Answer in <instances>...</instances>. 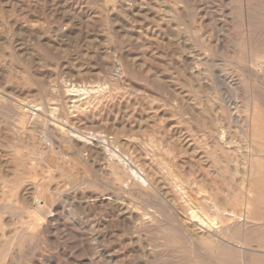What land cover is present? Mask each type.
<instances>
[{"label": "rangeland", "instance_id": "374dc122", "mask_svg": "<svg viewBox=\"0 0 264 264\" xmlns=\"http://www.w3.org/2000/svg\"><path fill=\"white\" fill-rule=\"evenodd\" d=\"M262 6L0 0V264H235L220 255L229 251L223 243L249 239L264 248L259 208L249 216L253 230L222 234L226 242L207 238L204 228L185 232L192 222L178 213L186 204L201 216L205 203L212 219L237 208L247 217L252 165L264 154L251 148L248 125L231 123L221 96L242 122H251L255 100L264 102ZM224 77L236 92L219 84ZM60 127L90 140L62 135ZM136 167L149 170V189L131 185Z\"/></svg>", "mask_w": 264, "mask_h": 264}, {"label": "bare ground", "instance_id": "6f19581e", "mask_svg": "<svg viewBox=\"0 0 264 264\" xmlns=\"http://www.w3.org/2000/svg\"><path fill=\"white\" fill-rule=\"evenodd\" d=\"M247 1V0H246ZM249 1H252V0H249ZM256 1H258V0H256ZM238 2V1H237ZM255 2V1H254ZM241 3V2H240ZM251 3V2H250ZM249 5V4H248ZM251 5V4H250ZM241 6V5H240ZM253 6V5H252ZM262 7H264V6H262ZM249 8V7H248ZM251 9H253L252 7H251ZM255 9V8H254ZM256 10V9H255ZM261 10V9H260ZM264 10V9H263ZM251 10H249V12H250ZM253 12V11H252ZM254 13V12H253ZM252 14V13H251ZM257 15V14H256ZM261 15H263V13H261ZM253 16V15H252ZM251 16V17H252ZM258 32V31H257ZM187 60V59H186ZM258 64V63H257ZM264 64V63H263ZM258 67H259V65H258ZM199 69V68H198ZM200 70H201V68H200ZM198 72V71H197ZM200 72V71H199ZM199 72H198V74H199ZM202 73V72H201ZM201 75H203V74H201ZM230 79V78H229ZM234 81V80H233ZM220 82V83H219ZM219 84H221V85H225V86H227L228 88H231L232 90L235 88V92H236V85H233V82H229L228 81V78H226V77H224L223 78V81L222 80H219ZM205 84V83H204ZM206 85V84H205ZM233 85V86H232ZM71 88V87H70ZM83 87H81V86H78V85H74V87L72 88L73 90H75V91H77V92H80V93H82V92H88V90H86L87 88H84V89H82ZM230 89V90H231ZM90 90V89H89ZM234 92V93H235ZM88 95V94H87ZM221 96V95H220ZM236 96V95H235ZM79 97V96H78ZM216 97V96H215ZM221 97H223L222 99L224 100V102L226 103L225 105H226V111L228 112V114H230V119H231V123L232 124H235V125H237V127H238V129L239 130H241V127H240V125L241 124H244V125H248V127H249V134H248V136L251 138V140H252V143H253V146L251 147L252 149H254V150H256L257 152H261L262 154H264V102L263 101H258V100H255V102H254V112H252L253 114V117H252V120H251V122H247V121H245V122H242L240 119H238V117L236 118L235 116H233V114H231V112L233 113L234 111H231V109H232V104L230 103V101H228V99L224 96V95H222ZM68 98V97H67ZM75 98V97H74ZM237 98V97H236ZM69 99H73V98H71V97H69ZM76 101V100H75ZM1 103V102H0ZM234 104V103H233ZM224 105V104H223ZM235 106V105H234ZM38 107V106H37ZM73 107V106H72ZM220 107V106H219ZM234 108H236V106L234 107ZM238 108V107H237ZM4 109V108H3ZM56 110H57V108H55ZM235 110V109H234ZM6 111V110H5ZM38 111V110H37ZM41 113H42V111H41ZM43 115V114H42ZM41 116V115H40ZM44 116V115H43ZM42 116V117H43ZM14 117V116H13ZM45 118H47V116L45 115ZM44 118V119H45ZM8 119V118H7ZM42 119V118H41ZM49 119H47V121H48ZM49 122V121H48ZM31 123V122H30ZM49 123H51V122H49ZM61 123V122H60ZM45 124H47V123H45ZM63 125V124H62ZM223 125V124H222ZM226 125V124H225ZM58 126V125H57ZM56 126V127H57ZM64 127V126H63ZM63 127H60L59 128V133L60 134H62V135H64V134H66V131H67V136H71L72 134H73V128H72V132L71 131H68L69 129L68 128H66V129H68V130H66L65 132H64V130H65V128H64V130H63ZM234 127V126H233ZM236 127V126H235ZM58 128V127H57ZM17 129V128H16ZM223 130V129H222ZM245 130V129H244ZM243 131V130H242ZM223 133L221 134V133H219L218 132V134H219V137L221 136V135H224V134H226V132H224V131H222ZM71 134V135H70ZM85 134V133H84ZM83 133H80L79 131L77 132L76 131V134H74V135H76L79 139H81V140H83V141H87L88 139L90 140V137L89 138H87V136H90V135H84ZM232 134H233V132H232ZM23 135V134H22ZM55 135V134H54ZM66 135H65V138H66ZM74 135H72V137L74 136ZM92 135V134H91ZM101 135V134H100ZM93 136H95V138H93L92 140H96V141H98L99 143H104V142H101V141H105V142H107V136H96V135H93ZM186 136V135H185ZM187 136H189L188 134H187ZM247 136V135H246ZM71 137V138H72ZM98 137H100V138H98ZM219 137H218V140H219ZM204 138V137H203ZM230 138V137H229ZM182 139H184V138H182ZM189 140H190V138H188ZM75 140V139H74ZM205 140V139H204ZM249 140V139H248ZM186 141H188L187 140V138H186ZM185 141V142H186ZM229 141V139L228 138H226L225 139V137L223 138H221V142L222 143H224L225 145H227V144H229V145H231V143L232 142H228ZM185 142H184V144H185ZM215 142V141H214ZM249 142V141H248ZM82 143V142H81ZM89 143V142H88ZM97 143V142H96ZM217 143V142H216ZM237 143V142H236ZM250 143V142H249ZM183 144V145H184ZM190 145V144H189ZM233 145V144H232ZM90 146V145H89ZM97 146V145H96ZM246 146H248V145H246ZM85 147V146H84ZM114 147V146H113ZM112 147V148H113ZM229 147V146H228ZM93 148H97V147H93ZM86 149V148H85ZM115 149H116V147H115ZM187 149V148H186ZM197 149V148H196ZM225 149H226V146H225ZM231 149V148H230ZM237 149V148H236ZM94 150V149H93ZM223 150H224V147H223ZM235 149H233V151H234ZM251 149H249V151H250ZM119 151V150H118ZM118 151H116V150H114V149H111V150H108V152H109V155L110 156H112L113 158H115L116 160H118L119 162H120V164L122 163V165H123V163H127L128 164V162H125V160L127 161V159H126V157H125V155L123 154V153H121L120 151L118 152ZM230 151H232V150H230ZM232 151V152H233ZM248 151V150H247ZM97 152V151H96ZM107 152V151H106ZM216 152V151H215ZM236 152V151H235ZM238 152V151H237ZM251 152V151H250ZM234 153V152H233ZM106 155V154H105ZM211 155H212V153H211ZM213 155H214V153H213ZM255 155V154H254ZM256 155H258V154H256ZM209 156V155H208ZM248 156V155H247ZM105 157V156H104ZM211 160V159H210ZM250 160V159H249ZM117 161V162H118ZM129 161V160H128ZM134 161V160H133ZM216 161V160H215ZM114 162V161H113ZM131 162V161H130ZM115 163V162H114ZM113 163V164H114ZM133 163V162H132ZM135 163V162H134ZM248 164V163H247ZM126 165V164H125ZM246 165V164H245ZM136 166V165H135ZM249 166H250V162H249ZM112 167V166H111ZM119 167V166H118ZM132 167H133V165H132ZM151 167V166H150ZM260 167V168H259ZM115 168V167H114ZM128 168V167H127ZM149 168V167H148ZM116 170H117V168H115ZM129 169V168H128ZM147 168H145V170H146ZM261 169H264V157H258V159H255V163L252 165V170H251V172H252V176H251V179H250V184H251V189L249 190V192L247 193V195H245L246 196V198H244V200H243V202L245 203L244 205H246V210H247V217H246V219H243V220H246V221H244L243 222V220H241L242 218H243V216H241V213H240V211H238V208H237V210H234L229 216L230 217H226V215H223V214H221V213H219V214H217L216 215V218L215 219H212L211 218V216H209L208 214H207V206L208 205H205V203H204V205H203V208L201 209V212L203 213V215H199L200 213L198 212V210H196V209H193L194 207H187L186 206V204L185 205H183V206H181V208L179 209V211L178 210H176V212L178 211V213H179V215L181 216V217H185L186 219H188V221H191L192 222V225H189V226H186L185 224V226L183 225V227H184V231L185 232H187V233H192L193 235H202V232L203 231H199V230H201L202 228H204V230H206V232H208L209 234H213L212 236H210L209 234H208V236H207V238H209V239H213V240H215V241H220V240H223V242L225 241L226 242V240H224V238H222V234L223 235H225V234H230L231 232H233V231H235V230H237V229H243V231H247V232H250V231H252L253 230V228H254V226L252 225L251 227H250V223H249V221H251L250 220V218H249V216L250 215H252V214H254L255 213V211L259 208L260 210H262V211H264V173H261V171H258V170H261ZM110 170H113V169H111L110 168ZM132 170H133V168H132ZM221 170V169H220ZM109 171V170H108ZM118 171V170H117ZM128 171V170H127ZM258 171V172H257ZM110 172V171H109ZM248 172V171H247ZM122 173V172H121ZM133 173L135 174L134 175V177H133V175H132V180H131V185H140V186H142V187H145V188H147V189H149L150 187V182H149V175H148V173H149V170H148V173L146 172V171H144V169L142 170V169H138V167H136L135 169H134V171H133ZM240 173V172H239ZM120 174V173H119ZM131 175V173H128V175ZM242 174V173H241ZM121 175V174H120ZM155 176V175H154ZM155 178V177H154ZM127 179V178H126ZM157 179V178H156ZM243 179H245V178H243ZM124 181V180H123ZM8 182V181H7ZM243 182V181H242ZM247 182V181H246ZM249 182V181H248ZM247 182V183H248ZM10 183V182H9ZM128 184V183H127ZM147 184V186H145ZM131 185H129V186H131ZM160 186V185H159ZM31 187H33V186H31ZM126 187H127V185H126ZM134 187V186H133ZM133 187H132V189H133ZM154 187H155V185H154ZM30 188V187H29ZM117 189V188H116ZM135 190L137 189V188H134ZM163 189V188H162ZM186 188H183V189H181L180 190V194L185 198V196H186V194H185V192H183L184 190H185ZM247 189V188H246ZM130 190V189H129ZM166 190V189H165ZM186 190H188V189H186ZM12 191V190H11ZM123 191V190H122ZM134 191V190H133ZM142 191V190H141ZM145 191V190H144ZM164 191V190H163ZM169 191V190H168ZM200 191V190H199ZM143 192V191H142ZM151 192V191H150ZM165 192V191H164ZM171 192V191H170ZM189 192V191H188ZM202 192H203V190H202ZM243 192V191H242ZM116 193V192H115ZM145 193V192H144ZM167 194H168V192H166ZM190 193V192H189ZM198 193V192H197ZM216 193V192H215ZM245 193V192H244ZM164 194V193H163ZM171 194V193H170ZM191 194V193H190ZM188 195L187 197L189 198V201H191L192 202V194H194V193H192L191 195ZM123 195V194H122ZM125 195V194H124ZM123 195V196H124ZM132 195V194H131ZM135 195V194H134ZM156 195V194H155ZM213 195V194H212ZM238 195V194H237ZM165 196H166V194H165ZM218 196V195H217ZM122 197V196H121ZM132 197H133V195H132ZM135 197V196H134ZM173 197V196H172ZM171 197V198H172ZM198 197V196H197ZM107 198V197H106ZM129 199H131V196L130 197H128ZM164 198V197H163ZM166 198V197H165ZM174 199L172 200V202H174V200H175V202L176 203H174V205L175 204H177L178 203V201H177V199H176V197L174 196L173 197ZM194 198V197H193ZM201 198V197H200ZM206 198V197H205ZM215 198V197H214ZM218 198V197H217ZM220 198V197H219ZM218 198V199H219ZM111 199H113V198H111ZM117 199V198H116ZM118 199H121V198H118ZM117 199V200H118ZM133 199V198H132ZM167 199V198H166ZM170 199V198H169ZM168 199V200H169ZM198 199V198H197ZM202 199V198H201ZM207 199H209V198H207ZM222 199V198H221ZM235 199V198H234ZM143 200V199H142ZM168 200H166V201H168ZM203 200V199H202ZM214 200V199H213ZM227 200V199H226ZM225 200V201H226ZM6 201V200H5ZM103 201V200H102ZM108 201H109V199H108ZM114 201V200H113ZM118 201H120V200H118ZM123 201V200H122ZM188 201V200H187ZM186 201V202H187ZM189 201H188V203H189ZM196 201V200H195ZM197 201H199V199L197 200ZM201 201V200H200ZM132 202V201H131ZM148 202V201H147ZM213 202H215V201H213ZM224 202V201H223ZM223 202L221 201V203H222V205H223ZM236 202V201H235ZM108 203V202H107ZM113 203V202H112ZM122 203H125V202H122ZM127 203V202H126ZM133 203H135V202H133ZM167 203H169V202H167ZM171 203V202H170ZM37 204V203H36ZM179 204V203H178ZM133 205H135V204H133ZM132 205V206H133ZM172 205H173V203H172ZM114 206V205H113ZM128 206V205H127ZM192 206V205H191ZM238 206V205H237ZM13 207V206H12ZM130 207V206H129ZM174 207V206H173ZM202 207V206H201ZM200 207V208H201ZM215 207V206H214ZM218 207V206H217ZM240 207V206H239ZM241 207H243V206H241ZM19 208V207H18ZM22 208V207H21ZM127 208V207H126ZM175 208V207H174ZM225 208V207H224ZM227 208V207H226ZM42 209H44L43 208V206H41V210ZM118 209V208H117ZM131 209V208H130ZM135 209V207L133 208V210ZM166 209V208H165ZM211 209V208H210ZM236 209V208H235ZM35 210V209H34ZM33 210V211H34ZM133 210H130V211H133ZM137 210H139V209H137ZM200 210V209H199ZM214 210V209H213ZM228 210V209H227ZM232 210V209H231ZM243 210V209H242ZM14 211V210H13ZM33 211H32V213H30L31 215L32 214H34L33 213ZM151 211V210H150ZM217 211H219V210H217ZM18 212V211H17ZM35 212V211H34ZM40 212V211H39ZM37 213L38 215L40 214V213ZM121 212V211H120ZM122 212H123V210H122ZM129 211H127V213H128ZM136 212V211H135ZM149 212V211H148ZM147 211H146V215H144V216H146V217H148L147 219H145L144 221H146V224H147V226H149V225H153L155 222H153L154 221V218H153V216L150 214V212L148 213ZM153 212V211H152ZM220 212V211H219ZM228 212H229V210H228ZM242 212V211H241ZM36 213V212H35ZM124 213V212H123ZM137 213V212H136ZM158 213V212H157ZM209 213V212H208ZM216 213V212H215ZM143 214V213H142ZM145 214V213H144ZM51 215V214H50ZM118 215V214H117ZM120 215V214H119ZM130 215H132V214H130ZM137 215H138V213H137ZM155 215V214H154ZM176 215V214H175ZM125 216V215H124ZM141 216V215H140ZM157 216V215H156ZM178 216V215H177ZM204 216V217H203ZM215 216V215H214ZM30 217H32V216H30ZM41 217V219H42V216H40ZM129 217V216H128ZM213 217V216H212ZM177 218V217H176ZM32 219V218H31ZM30 219V220H31ZM34 219V218H33ZM44 219V218H43ZM119 219V218H118ZM121 219V218H120ZM159 219V218H158ZM180 219V218H179ZM178 219V220H179ZM240 219V220H239ZM249 219V220H248ZM46 220V219H45ZM44 220V221H45ZM131 220V219H130ZM177 220V219H176ZM43 221V222H44ZM180 221V225H181V220H179ZM178 221V222H179ZM242 223H241V222ZM129 222V221H128ZM131 222V221H130ZM157 222V221H156ZM230 223V224H228V223ZM144 223V222H143ZM161 223V222H160ZM183 223V222H182ZM252 224V223H251ZM255 224V223H254ZM43 225H45V224H43ZM135 225H137L136 223H135ZM179 224L177 225V226H180ZM38 226V225H37ZM259 226V225H258ZM257 226V227H258ZM39 227V226H38ZM143 227V226H142ZM182 227V228H183ZM138 228H141V227H138ZM165 228V227H164ZM176 228V227H175ZM180 228V227H179ZM245 229V230H244ZM259 229V228H258ZM41 230V229H40ZM177 230V229H176ZM180 229H178V232H180L181 233V231H179ZM257 230V229H256ZM182 231H183V229H182ZM242 231V232H243ZM245 231V232H246ZM186 233V234H187ZM244 233V232H243ZM252 233V232H251ZM245 234V233H244ZM19 235V234H18ZM190 235V234H189ZM205 235H207V234H205ZM241 235H243V234H241ZM246 235H248V234H246ZM255 235H256V233H255ZM25 236V235H24ZM180 236V235H179ZM178 236V237H179ZM188 236V235H187ZM249 236V235H248ZM247 236V237H248ZM23 237V236H22ZM25 237H27V236H25ZM185 237V236H184ZM228 237L230 238V236L228 235ZM29 238V237H28ZM28 238H27V240H28ZM192 238V237H191ZM258 238V237H257ZM262 238H263V236H262ZM261 238V239H262ZM20 239V238H19ZM19 239H18V241H19ZM170 239V238H169ZM184 239H187V237L186 238H184ZM235 239V238H234ZM237 239V238H236ZM258 239H260V238H258ZM21 240V239H20ZM25 240V239H24ZM27 240H25V241H27ZM180 240V239H179ZM182 240V239H181ZM262 240H264V239H262ZM12 241V240H11ZM29 241V240H28ZM186 241V240H185ZM197 241H198V239H197ZM228 241V240H227ZM253 241V240H252ZM251 240H249V239H244V240H239L238 239V241H236V242H232V241H228V244H225V243H223V245L222 246H225V247H223V248H225V249H229V251L228 252H230V254H228V252L227 251H225V252H227V253H221L220 252V255H222V256H230V257H228L229 258V260L228 261H230V262H232V263H235V264H255L254 263V261L253 260H255L254 258H258V257H261L262 259H264V251L262 250V249H264V248H262V245L260 246V247H258L257 248V246H256V244H255V242H254V244L252 245V242ZM12 242H15L14 240L12 241ZM24 242V241H23ZM196 242V241H195ZM25 243V242H24ZM14 244V243H13ZM12 245V244H11ZM17 245V244H16ZM193 245H194V243H193ZM13 246V245H12ZM254 246H256V249L254 248ZM10 247V246H9ZM193 247V246H192ZM222 248V249H223ZM193 249V248H192ZM198 252V251H197ZM200 252V251H199ZM150 253H152V252H150ZM153 254V253H152ZM151 255V254H150ZM200 255V254H199ZM221 263V262H220ZM202 264V263H201ZM205 264V263H204ZM260 264H262V263H260Z\"/></svg>", "mask_w": 264, "mask_h": 264}, {"label": "built area", "instance_id": "2783aa9c", "mask_svg": "<svg viewBox=\"0 0 264 264\" xmlns=\"http://www.w3.org/2000/svg\"><path fill=\"white\" fill-rule=\"evenodd\" d=\"M42 141H43L45 146H51L52 145L51 141L48 138L44 137V136H42Z\"/></svg>", "mask_w": 264, "mask_h": 264}]
</instances>
